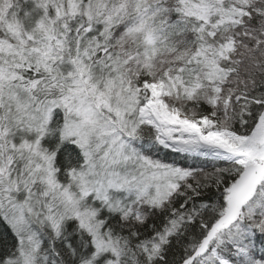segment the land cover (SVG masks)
<instances>
[{
	"label": "snow or ice",
	"instance_id": "obj_1",
	"mask_svg": "<svg viewBox=\"0 0 264 264\" xmlns=\"http://www.w3.org/2000/svg\"><path fill=\"white\" fill-rule=\"evenodd\" d=\"M0 264H264V0H0Z\"/></svg>",
	"mask_w": 264,
	"mask_h": 264
}]
</instances>
